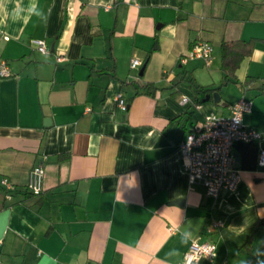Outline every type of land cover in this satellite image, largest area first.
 <instances>
[{"label": "crops", "instance_id": "0c3cea01", "mask_svg": "<svg viewBox=\"0 0 264 264\" xmlns=\"http://www.w3.org/2000/svg\"><path fill=\"white\" fill-rule=\"evenodd\" d=\"M199 41L211 64L181 62ZM249 41L245 87L225 83L222 44ZM1 62L0 182L15 188L0 183V264H181L205 241L216 256L196 264H264V228L250 229L264 219V0H0ZM241 98L260 137L235 143L240 182L212 198L178 146ZM39 165L42 191L26 194Z\"/></svg>", "mask_w": 264, "mask_h": 264}, {"label": "built area", "instance_id": "2783aa9c", "mask_svg": "<svg viewBox=\"0 0 264 264\" xmlns=\"http://www.w3.org/2000/svg\"><path fill=\"white\" fill-rule=\"evenodd\" d=\"M36 49L43 54H49V49L44 39H33ZM189 59H200L206 66L213 60V46L207 41L195 43L187 56L181 59L186 62ZM65 58L56 56L57 62ZM141 62L138 59L131 61V67L137 68ZM11 73L5 62L0 63V77H8ZM118 106L126 110L127 104L122 94L116 96ZM252 102L241 98L231 106L229 116L210 113L203 119L200 129L189 132L179 144L182 154L183 170L190 184H200L205 188L206 194L216 198L221 190L234 191L240 182L239 169L234 150L236 142H253L260 137V133L243 124V115L251 112ZM259 165H264V150L260 151ZM43 168L35 166L29 176L27 188L34 194L42 191ZM1 185L12 189L7 178L1 180ZM9 197V196H7ZM223 221L212 219L208 231L213 232L223 227ZM216 256V243L213 241L192 242L184 253L181 264H196L205 257L213 260Z\"/></svg>", "mask_w": 264, "mask_h": 264}, {"label": "trees", "instance_id": "16d2710c", "mask_svg": "<svg viewBox=\"0 0 264 264\" xmlns=\"http://www.w3.org/2000/svg\"><path fill=\"white\" fill-rule=\"evenodd\" d=\"M252 47H253L252 41H249V42H232V43L224 42L222 44V70H223V76L225 79V83L226 82H234L241 87H245L246 82L241 83L240 81L234 79V72L238 68L242 59L245 56L250 55V53L252 51ZM147 58H148V56H147ZM198 89L202 90L204 93H209V95H212L216 91V89L203 88V87H199ZM242 143L246 144V145L252 144V142H248V143L242 142ZM11 186H12V189H10V190L5 189L3 186L1 187L4 189L6 196H8V195L11 196V193L13 192L15 185L11 183ZM26 194L39 195V194H34L32 191H30L27 188V185H26ZM259 228H264V219H261L256 225H254L250 229L255 230V229H259Z\"/></svg>", "mask_w": 264, "mask_h": 264}, {"label": "water", "instance_id": "95a60500", "mask_svg": "<svg viewBox=\"0 0 264 264\" xmlns=\"http://www.w3.org/2000/svg\"><path fill=\"white\" fill-rule=\"evenodd\" d=\"M143 69H144V67L141 68V70H140V74H142ZM211 97H212V99H213V101H214L215 103H219V102H220V95H219L218 92H214L212 95H207L205 100H208V99H210ZM221 105H223V104L221 103ZM224 105H225V104H224Z\"/></svg>", "mask_w": 264, "mask_h": 264}]
</instances>
